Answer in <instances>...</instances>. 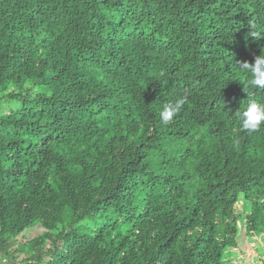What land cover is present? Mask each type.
Segmentation results:
<instances>
[{
  "label": "trees",
  "instance_id": "1",
  "mask_svg": "<svg viewBox=\"0 0 264 264\" xmlns=\"http://www.w3.org/2000/svg\"><path fill=\"white\" fill-rule=\"evenodd\" d=\"M261 51L264 0H0V261L264 264Z\"/></svg>",
  "mask_w": 264,
  "mask_h": 264
},
{
  "label": "clouds",
  "instance_id": "2",
  "mask_svg": "<svg viewBox=\"0 0 264 264\" xmlns=\"http://www.w3.org/2000/svg\"><path fill=\"white\" fill-rule=\"evenodd\" d=\"M250 36L258 39L260 33L256 30L255 24L250 25ZM245 74L247 79L245 86L248 89L247 103L244 110L239 114L242 129L255 131L259 129L264 122V102L254 98L253 90H264V52L255 57L254 63L243 62L238 66ZM188 102L187 95H181L174 102H168L163 105L159 116L163 124L167 125Z\"/></svg>",
  "mask_w": 264,
  "mask_h": 264
},
{
  "label": "rangeland",
  "instance_id": "3",
  "mask_svg": "<svg viewBox=\"0 0 264 264\" xmlns=\"http://www.w3.org/2000/svg\"><path fill=\"white\" fill-rule=\"evenodd\" d=\"M3 104V102H1ZM0 104V111L4 112V109L7 106ZM3 107V108H2ZM240 210V205L236 206V211ZM241 225V224H240ZM243 229V226H241ZM41 232V228L36 225L31 228H28L24 231L20 237L21 241H26L32 237H35ZM241 242L239 250H233L235 252V258L238 264H257L259 258H263L262 253L260 252L261 243H258L256 240L248 241L243 235H241ZM19 260V258H18ZM0 264H16L12 259L6 258L0 261Z\"/></svg>",
  "mask_w": 264,
  "mask_h": 264
}]
</instances>
